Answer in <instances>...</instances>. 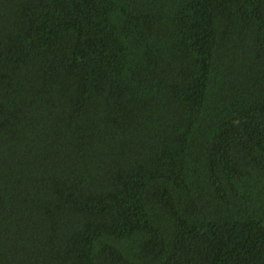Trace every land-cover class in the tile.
I'll return each instance as SVG.
<instances>
[{
    "label": "trees",
    "instance_id": "1",
    "mask_svg": "<svg viewBox=\"0 0 264 264\" xmlns=\"http://www.w3.org/2000/svg\"><path fill=\"white\" fill-rule=\"evenodd\" d=\"M0 264H264V0H0Z\"/></svg>",
    "mask_w": 264,
    "mask_h": 264
}]
</instances>
